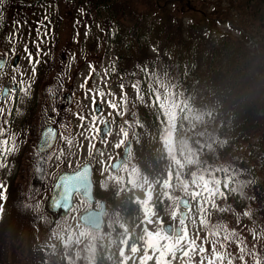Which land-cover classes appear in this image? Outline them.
I'll return each instance as SVG.
<instances>
[{
	"label": "rangeland",
	"instance_id": "obj_1",
	"mask_svg": "<svg viewBox=\"0 0 264 264\" xmlns=\"http://www.w3.org/2000/svg\"><path fill=\"white\" fill-rule=\"evenodd\" d=\"M3 1L0 0V56H5L6 64L0 70V88L7 80L18 83V88L11 89L0 102V130L3 133L0 135V264H93L88 243L95 235L81 227L76 218V212L83 206L82 198L75 197L77 207L67 221L71 225L62 227L59 232H45L47 225L52 224L53 228L59 220L52 223L47 219L48 215H44L43 208L55 174L53 171L64 166L72 168L85 159L93 163L100 197L107 200L108 223L115 221L122 211L124 189L130 185L143 199L140 204L143 213L154 215L155 228L161 230L162 223L169 218L183 227L176 238L183 237L174 242L161 233L157 237L156 241L162 245L161 257L164 260L167 256L166 264H192L189 260L194 264H222L220 258L211 261L204 258L203 253L212 246L210 237L218 235L220 217L228 214L223 209V197L214 196V188L212 193H204L195 185V179L206 185L207 177H192V170H186L168 128L157 136L160 149L156 155H161V160L151 171L157 144L151 142L148 145L142 140L152 141L154 131L144 126L140 133L148 136L136 137L132 81L117 70L120 65L130 68L132 64L141 66L148 60L153 65L158 59L165 60L166 45L160 35L156 36L157 23L166 26L171 36L170 11L183 7L180 13L184 22L190 23L191 15H203L201 6L208 9L207 4L213 0H166V7H160L161 0H157L155 6L149 0H113L115 4L111 10L116 15H111L112 19L107 23L105 15H95L99 8H95L93 0H78L71 5L59 1L62 15L47 29L43 24V19L50 14L47 5H42L36 13L30 12V8L40 6L39 3H29L28 9L25 5L12 9L8 0L5 5ZM47 1L53 2L51 15L55 17L56 0H44V3ZM191 8H198L200 13ZM234 12L235 9H231L228 16L207 28L195 27V35L198 34L200 41H208L228 33L235 51L239 52L241 48L232 41L235 31L230 30L227 23L231 20L236 23L241 18ZM101 13L106 11L101 10ZM138 17L141 23L137 21ZM244 25L251 32V27ZM134 28L137 32L132 33ZM176 40L174 37L167 39L166 43L172 45L170 52L175 49ZM198 45L204 48L202 43L191 44L185 40L180 50H190L196 57ZM158 49L161 56L156 57ZM16 51L20 57L18 64L12 67L10 61ZM123 53L125 58L119 59ZM258 57L264 64V53ZM96 101L102 105L98 114L93 112ZM49 118L59 132L50 151L53 154L50 177H46L48 173L46 168L42 169L40 157L36 159V165L29 168L28 165L35 147L33 142L39 135L37 128L43 127ZM104 119L110 120L112 129L104 138H99L98 126ZM66 131L67 137L62 134ZM29 133L32 134L26 138ZM176 139L180 142L179 148L183 149L182 138ZM127 140H130L128 167L111 171V162L122 153ZM10 170L17 177H8ZM148 171L150 177H145ZM157 178H161L160 181ZM18 192L27 197L25 205L14 203ZM4 193H9L6 203H3ZM181 195L192 202L188 217L183 221L176 215L180 209L177 199ZM21 197L25 200L23 195ZM31 197H34L33 201ZM242 220L245 223L247 216ZM232 228L239 230L241 225L235 224ZM254 236L257 237V233ZM188 240L196 251L191 252ZM261 264H264V255Z\"/></svg>",
	"mask_w": 264,
	"mask_h": 264
},
{
	"label": "trees",
	"instance_id": "obj_2",
	"mask_svg": "<svg viewBox=\"0 0 264 264\" xmlns=\"http://www.w3.org/2000/svg\"><path fill=\"white\" fill-rule=\"evenodd\" d=\"M149 1L154 6L157 3V0ZM8 2L12 9L35 3L34 0ZM207 6L208 9L201 6L203 15L195 18L205 25L213 23L215 18L224 19L230 9L241 16L236 23L227 22L229 29L235 31L232 41L241 50L235 51L231 35L225 33L211 39L201 65L191 53L179 52L176 60L184 59L189 65L188 73L176 74L169 80L163 76L155 78L159 97L151 88L146 96L153 108L150 127L159 131L162 120L173 121L172 131L179 135L185 131L187 143H194L192 147L199 151L197 159L201 164L207 163L209 173L200 170L199 177H210L212 188L217 189L214 196L225 199L218 190L232 191L234 199L226 200L225 220L243 227L226 234L235 247L242 245L243 248L237 250L225 245L218 235L213 236L212 246L206 252L210 260L216 261L215 255L226 264L235 254L236 259L244 255L241 264H261L264 255V64L258 55L264 53V0H239L238 3L213 0ZM170 17L176 19L178 15ZM247 18L251 19L249 23ZM244 23L251 27V32ZM172 28L180 37V25L175 23ZM163 30L166 26L159 25L158 32ZM187 37L191 38L192 34ZM211 177H224V181ZM244 216L248 218L245 223L240 219Z\"/></svg>",
	"mask_w": 264,
	"mask_h": 264
},
{
	"label": "water",
	"instance_id": "obj_3",
	"mask_svg": "<svg viewBox=\"0 0 264 264\" xmlns=\"http://www.w3.org/2000/svg\"><path fill=\"white\" fill-rule=\"evenodd\" d=\"M16 57L13 59V64L16 62ZM3 92H6V88H3ZM86 169V168H83ZM62 173L60 174L55 183L53 190L51 192L50 205L53 209L62 207L64 210H67L71 204V196L73 191L79 190L82 191L84 195L89 197V177L87 169L84 171ZM102 210H89L80 215L81 221L84 223H92L94 227H99L100 224V215ZM168 228V226H165Z\"/></svg>",
	"mask_w": 264,
	"mask_h": 264
},
{
	"label": "snow or ice",
	"instance_id": "obj_4",
	"mask_svg": "<svg viewBox=\"0 0 264 264\" xmlns=\"http://www.w3.org/2000/svg\"><path fill=\"white\" fill-rule=\"evenodd\" d=\"M112 107H115V105H112ZM95 119V118H94ZM3 133H2V130H0V135H2ZM3 144H7V141H3L2 142Z\"/></svg>",
	"mask_w": 264,
	"mask_h": 264
},
{
	"label": "flooded vegetation",
	"instance_id": "obj_5",
	"mask_svg": "<svg viewBox=\"0 0 264 264\" xmlns=\"http://www.w3.org/2000/svg\"><path fill=\"white\" fill-rule=\"evenodd\" d=\"M94 191H97V189H94Z\"/></svg>",
	"mask_w": 264,
	"mask_h": 264
}]
</instances>
